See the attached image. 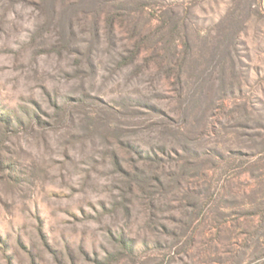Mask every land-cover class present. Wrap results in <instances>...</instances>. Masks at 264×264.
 <instances>
[{"label":"rangeland","instance_id":"rangeland-1","mask_svg":"<svg viewBox=\"0 0 264 264\" xmlns=\"http://www.w3.org/2000/svg\"><path fill=\"white\" fill-rule=\"evenodd\" d=\"M0 264H264V0H0Z\"/></svg>","mask_w":264,"mask_h":264},{"label":"trees","instance_id":"trees-1","mask_svg":"<svg viewBox=\"0 0 264 264\" xmlns=\"http://www.w3.org/2000/svg\"><path fill=\"white\" fill-rule=\"evenodd\" d=\"M114 16H110V23L112 24L113 21H114ZM137 53H138V49L134 50L128 57L124 58L122 61H121V65H127V64H130L134 59L135 57L137 56Z\"/></svg>","mask_w":264,"mask_h":264}]
</instances>
